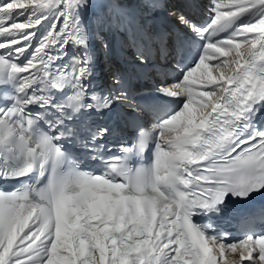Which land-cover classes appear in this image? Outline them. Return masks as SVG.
Masks as SVG:
<instances>
[{
	"label": "snow or ice",
	"instance_id": "obj_1",
	"mask_svg": "<svg viewBox=\"0 0 264 264\" xmlns=\"http://www.w3.org/2000/svg\"><path fill=\"white\" fill-rule=\"evenodd\" d=\"M199 8L0 0V264H264V0Z\"/></svg>",
	"mask_w": 264,
	"mask_h": 264
},
{
	"label": "bare ground",
	"instance_id": "obj_2",
	"mask_svg": "<svg viewBox=\"0 0 264 264\" xmlns=\"http://www.w3.org/2000/svg\"><path fill=\"white\" fill-rule=\"evenodd\" d=\"M130 6L136 10H142L143 12H145V14H147L150 11L149 9L144 8V6L140 3H132ZM113 60L116 62L115 54L113 55Z\"/></svg>",
	"mask_w": 264,
	"mask_h": 264
}]
</instances>
